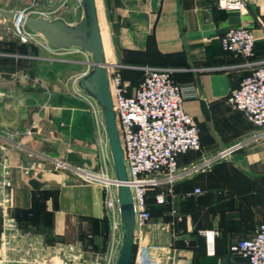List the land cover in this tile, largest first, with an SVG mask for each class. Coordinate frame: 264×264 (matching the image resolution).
Listing matches in <instances>:
<instances>
[{
	"label": "crops",
	"instance_id": "obj_1",
	"mask_svg": "<svg viewBox=\"0 0 264 264\" xmlns=\"http://www.w3.org/2000/svg\"><path fill=\"white\" fill-rule=\"evenodd\" d=\"M31 2L0 0V9L17 12ZM94 6L105 63L170 68L175 84L195 87L197 97L181 106L196 124L199 150L179 155L177 168L252 133L224 100L264 62V0H247L243 12L220 10L215 0H94ZM6 21L0 16V264H106L101 188L42 163L31 167L26 156L94 170L107 154L105 133L96 130L87 101L65 95L50 51L19 49ZM236 27L247 28L254 40L247 60L224 53L218 42ZM231 156L245 159V172L224 160L146 190L150 218L134 228L129 264H246L228 248L264 224V139ZM195 188L200 193L191 194ZM159 192L160 204L154 201ZM205 231L215 232L212 254Z\"/></svg>",
	"mask_w": 264,
	"mask_h": 264
},
{
	"label": "built area",
	"instance_id": "obj_2",
	"mask_svg": "<svg viewBox=\"0 0 264 264\" xmlns=\"http://www.w3.org/2000/svg\"><path fill=\"white\" fill-rule=\"evenodd\" d=\"M32 0L31 4L16 13L24 17L42 16L47 19H73L79 13L78 0ZM220 10L243 12L247 0H215ZM12 33L18 43L49 49L37 34L29 31L20 22L12 21ZM224 53L249 59L252 56L254 40L245 27L227 29L219 38ZM70 50V49H69ZM76 51H80L75 49ZM81 52V51H80ZM121 64H106L107 82L121 153L126 170V185L130 189L134 214V228L145 226L150 218L145 205L147 189L171 185L172 183L203 173L214 164L226 160L242 148L264 139V62L250 69L241 78L238 86L229 91L225 103L232 111L239 112L253 131L241 141L227 146L213 155L201 158L188 167L177 168L176 159L187 151H198V131L192 117L182 110V102L197 97L194 86L177 85L172 80L174 70L157 67H131L141 72L139 84L129 91L128 84L121 79ZM73 80L72 92L91 106L96 130L104 132L100 112L95 103L76 88ZM16 148H20L16 144ZM30 166L42 163L55 173H67L81 182L101 188L103 217L108 225V243L105 262L108 264L121 243L119 220L114 187L118 184L112 174L108 155L100 159L97 169H83L71 166L58 159H46L27 154ZM200 193L193 189L191 194ZM156 203L163 202V193L154 196ZM215 232H202L207 254H212V238ZM229 252L244 259L247 264H264V224H258L247 238L233 242ZM118 251V250H117Z\"/></svg>",
	"mask_w": 264,
	"mask_h": 264
},
{
	"label": "water",
	"instance_id": "obj_3",
	"mask_svg": "<svg viewBox=\"0 0 264 264\" xmlns=\"http://www.w3.org/2000/svg\"><path fill=\"white\" fill-rule=\"evenodd\" d=\"M79 13L71 20L61 18L47 19L42 16L24 17L19 13L0 9V16L18 21L38 37L51 50L78 49L89 55L90 68L76 81V88L89 97L100 112V122L105 133L107 154L114 180L119 220L121 224V243L113 264H129L134 232V214L130 189L122 183L126 181V170L121 153L112 102L108 89L106 64L103 58L101 38L94 0H78ZM229 162H236L242 172L246 170L245 159L235 160L227 156ZM227 257L223 259L225 263Z\"/></svg>",
	"mask_w": 264,
	"mask_h": 264
},
{
	"label": "rangeland",
	"instance_id": "obj_4",
	"mask_svg": "<svg viewBox=\"0 0 264 264\" xmlns=\"http://www.w3.org/2000/svg\"><path fill=\"white\" fill-rule=\"evenodd\" d=\"M48 3H53L51 1L53 0H46ZM70 20V18H67ZM6 20V19H5ZM11 23V28H12V21H6ZM13 34V33H12ZM14 37V35H13ZM15 38V37H14ZM16 39V38H15ZM106 45V43L104 42ZM28 48L30 51H33L34 48L30 44ZM45 49V48H44ZM42 50V49H40ZM105 54H107V51H104ZM50 61L52 65H55L56 69L59 70L62 75H63V81L61 83L62 90L65 93V95L69 99H74L79 102H82L83 100L79 97H77L73 92V80L78 79L81 75L86 73L89 68V62H90V57L89 55L76 51L75 49H70V50H57L55 52L50 51ZM109 61V58L106 57V62ZM107 64V63H105ZM20 66V64H19ZM77 81V80H76ZM83 103V102H82ZM89 169V168H88ZM95 170V169H94Z\"/></svg>",
	"mask_w": 264,
	"mask_h": 264
},
{
	"label": "trees",
	"instance_id": "obj_5",
	"mask_svg": "<svg viewBox=\"0 0 264 264\" xmlns=\"http://www.w3.org/2000/svg\"><path fill=\"white\" fill-rule=\"evenodd\" d=\"M17 41V40H16ZM17 44H18V48L19 47H22V46H25L26 44H20V43H18V41H17ZM253 46H254V44H253ZM20 49V48H19ZM253 53V52H252ZM0 63H2L1 61H0ZM125 66H127V65H125ZM131 67H135V66H137V65H130ZM120 76H121V79L122 80H124V78H129V81H128V86L130 87V86H132V87H136L138 84H139V82H140V80H141V72L140 71H138V70H136V69H131V68H129V69H122L121 71H120ZM225 99H226V97H225ZM224 103H225V100H224ZM225 105H226V103H225ZM226 107L228 108V106L226 105ZM242 116V115H241ZM244 119V118H243ZM245 120V119H244ZM249 126H250V124H249ZM251 127V126H250ZM252 128V127H251ZM226 161V160H225ZM200 191V190H199ZM101 227H100V232H101V236H103V238H104V236L106 237V235H107V232H108V225H107V221H106V219L104 218V217H102L101 219ZM230 253V252H229ZM231 254V253H230ZM233 255V254H232ZM235 256H237V255H235ZM239 257V256H238ZM246 262V261H245ZM247 264V263H246Z\"/></svg>",
	"mask_w": 264,
	"mask_h": 264
},
{
	"label": "bare ground",
	"instance_id": "obj_6",
	"mask_svg": "<svg viewBox=\"0 0 264 264\" xmlns=\"http://www.w3.org/2000/svg\"><path fill=\"white\" fill-rule=\"evenodd\" d=\"M101 44H102V51H104V48H103V43L101 42Z\"/></svg>",
	"mask_w": 264,
	"mask_h": 264
}]
</instances>
